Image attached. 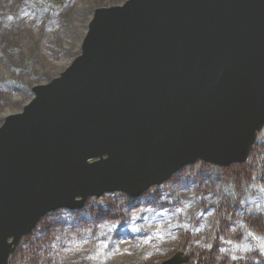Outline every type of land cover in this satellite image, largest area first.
<instances>
[{
    "label": "water",
    "instance_id": "obj_1",
    "mask_svg": "<svg viewBox=\"0 0 264 264\" xmlns=\"http://www.w3.org/2000/svg\"><path fill=\"white\" fill-rule=\"evenodd\" d=\"M31 91L0 124V264L50 211L244 162L264 127V0L96 8L79 54Z\"/></svg>",
    "mask_w": 264,
    "mask_h": 264
},
{
    "label": "rangeland",
    "instance_id": "obj_2",
    "mask_svg": "<svg viewBox=\"0 0 264 264\" xmlns=\"http://www.w3.org/2000/svg\"><path fill=\"white\" fill-rule=\"evenodd\" d=\"M124 1L0 0V124L79 54L96 8ZM256 142L242 163L196 161L137 198L111 193L47 213L7 264H159L177 252L198 264L203 251L264 264V127Z\"/></svg>",
    "mask_w": 264,
    "mask_h": 264
},
{
    "label": "trees",
    "instance_id": "obj_3",
    "mask_svg": "<svg viewBox=\"0 0 264 264\" xmlns=\"http://www.w3.org/2000/svg\"><path fill=\"white\" fill-rule=\"evenodd\" d=\"M262 176H260V179L259 181L260 182H264V173L261 174ZM255 226L257 227H260L256 221H253L252 222ZM261 230V228H260ZM39 252L40 250L39 249H35V250H32L31 252H28L27 256H28V259H30L32 256H35V255H38L39 257ZM191 256V254H190ZM38 260V258H37ZM196 260H197V263L198 264H228V263H225V262H222L218 257H216V255L214 254L213 251H203L201 252L197 257H196ZM192 262V258H189L188 260V264H191Z\"/></svg>",
    "mask_w": 264,
    "mask_h": 264
},
{
    "label": "bare ground",
    "instance_id": "obj_4",
    "mask_svg": "<svg viewBox=\"0 0 264 264\" xmlns=\"http://www.w3.org/2000/svg\"><path fill=\"white\" fill-rule=\"evenodd\" d=\"M121 4H122V3H121ZM118 5H120V4H118ZM89 22H90V21H89ZM70 62H71V61H70ZM56 77H57V76H56ZM54 78H55V77H54ZM52 79H53V78H52ZM44 84H45V83H44ZM39 85H41V84H39ZM32 97H33V95H32ZM30 100H31V99H30ZM257 137H258V134H257L256 138H257ZM254 144H256V143H254ZM108 194H111V193H108ZM104 195H105V194H104ZM91 198H100V197H95V196H93V197H89L88 199H91ZM88 199H87V200H88ZM85 203H86V202H85ZM59 210H60V209H59ZM55 211H58V210H55ZM55 211H50L49 213H51V212H55ZM45 215H47V213H46ZM45 215H44V216H45ZM44 216H43V217H44ZM43 217H42V218H43ZM42 218H41V219H42ZM41 219H40V220H41ZM40 220H39V221H40ZM38 223H39V222H38ZM37 225H38V224H37ZM37 225H36V226H37ZM35 228H36V227H35ZM35 228H34V229H35Z\"/></svg>",
    "mask_w": 264,
    "mask_h": 264
},
{
    "label": "flooded vegetation",
    "instance_id": "obj_5",
    "mask_svg": "<svg viewBox=\"0 0 264 264\" xmlns=\"http://www.w3.org/2000/svg\"><path fill=\"white\" fill-rule=\"evenodd\" d=\"M260 132H261V131H260ZM260 132H259V133H260ZM259 133H258V134H259ZM256 144H257V142H256ZM181 170H182V169H181ZM179 171H180V170H179ZM177 172H178V171H177ZM172 176H173V175H172ZM125 196H126V195H125ZM127 197H128V196H127ZM84 205H85V204H84ZM84 205H83V206H84ZM80 210H81V209H80Z\"/></svg>",
    "mask_w": 264,
    "mask_h": 264
},
{
    "label": "snow or ice",
    "instance_id": "obj_6",
    "mask_svg": "<svg viewBox=\"0 0 264 264\" xmlns=\"http://www.w3.org/2000/svg\"><path fill=\"white\" fill-rule=\"evenodd\" d=\"M210 246V245H209ZM233 259H236L235 257H233Z\"/></svg>",
    "mask_w": 264,
    "mask_h": 264
}]
</instances>
